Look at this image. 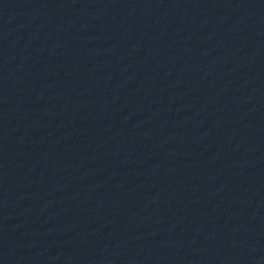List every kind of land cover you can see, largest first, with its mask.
I'll list each match as a JSON object with an SVG mask.
<instances>
[{"label":"water","instance_id":"95a60500","mask_svg":"<svg viewBox=\"0 0 264 264\" xmlns=\"http://www.w3.org/2000/svg\"><path fill=\"white\" fill-rule=\"evenodd\" d=\"M0 264H264V0H0Z\"/></svg>","mask_w":264,"mask_h":264}]
</instances>
